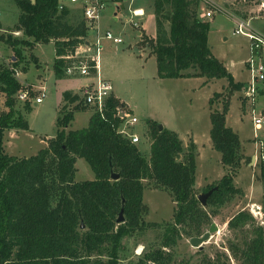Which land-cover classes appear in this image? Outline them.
Returning a JSON list of instances; mask_svg holds the SVG:
<instances>
[{
    "label": "trees",
    "instance_id": "16d2710c",
    "mask_svg": "<svg viewBox=\"0 0 264 264\" xmlns=\"http://www.w3.org/2000/svg\"><path fill=\"white\" fill-rule=\"evenodd\" d=\"M153 1L156 34L149 45L157 76L204 77L205 82L225 77L229 93L240 90L243 82L234 80L207 44L210 25L200 17V0ZM14 2L19 13L9 31H21L22 36L0 34V39L13 48L16 58L21 56L20 46L53 39L54 73L66 76L65 69L72 60L67 55L75 52L87 32L81 10L59 8V0ZM95 71L92 68V73ZM14 73V68L0 66V90L8 106L0 114V264H120L123 238L147 227H162L159 243L143 248L132 264H170L171 248L182 234H199L207 222L205 206H220L240 192L233 178L248 156L240 151L238 134L226 124L228 99L221 110L212 109L209 115L212 144L221 152L226 171L216 184L207 186L216 185L217 189L203 206L194 191L195 142L191 140L183 147L176 131L165 126L159 130L153 121L148 131L150 156L146 158L137 143L117 132L123 122L124 103L112 94L105 118L92 112L85 127L66 131L64 127L84 102L79 94L64 91L66 102L57 117L59 127L47 145L27 157L6 153L5 130L29 127L20 116L12 120L13 96L21 88ZM78 157L89 163L93 179L75 180ZM113 173L118 177L113 178ZM260 178L264 183V162ZM144 179H153L171 192L176 202L172 221L161 224L144 220L148 211L143 202ZM122 205L125 220L117 223ZM249 219L251 215L242 210L228 225H244ZM242 254L243 264L264 263V230L260 226L255 236L245 241Z\"/></svg>",
    "mask_w": 264,
    "mask_h": 264
},
{
    "label": "rangeland",
    "instance_id": "374dc122",
    "mask_svg": "<svg viewBox=\"0 0 264 264\" xmlns=\"http://www.w3.org/2000/svg\"><path fill=\"white\" fill-rule=\"evenodd\" d=\"M118 1L119 5L109 3L102 10L99 27L101 32L109 30L120 36L122 42L102 38L98 50L99 74L112 82L114 91L128 104V107L125 104L122 106L126 118H136L129 130L139 136L137 145L146 158L150 156L151 139L148 131L153 121L176 131L183 147L195 140L194 191L196 194L207 191V186L216 184L226 171L221 162V152L212 144L209 115L212 109L221 110L227 99L229 107L226 124L238 134L240 151L248 156L241 162L233 178L240 192L220 206H205L207 222L202 224L199 234H182L171 248L173 260L170 264H243L245 241L255 236L257 226L264 230V183L260 178V166L264 162V124L254 129L252 123L253 110H264V82L256 83L257 90L253 96L245 95L250 80V71L246 65L250 54L249 43L246 36L233 33V30L239 18L249 20L252 27L264 34V0H200V17L210 25L207 40L209 48L231 72L234 80L243 82L240 90L232 93H229L225 77L203 83L204 77L157 76L155 55L149 45V39L156 34L154 1ZM137 7L143 8L144 15H132V10ZM69 8L73 12L78 9L73 6ZM207 10H213L212 15L205 16ZM18 13L14 0H0V34L3 37L8 34L22 36L21 31H9ZM134 20L139 23V27L133 25ZM20 49L21 56L16 58L13 48L0 39V66L14 68V75L21 85L13 96L12 120L15 122L20 116L28 122L29 127L23 129L13 126L6 129L3 145L6 153L27 157L37 153L55 136L59 127V110L65 106V103L58 104L62 91L71 88L72 94L81 93L89 79L84 76L55 75L53 39L46 42L32 41L29 45L20 46ZM260 61L264 64V47L260 52ZM26 87L31 90L30 99L22 100L18 93ZM43 91L45 94L42 101L36 102L35 97ZM214 92L221 93L213 96ZM79 104L74 118L67 125L69 129L85 127L90 112L92 114L88 105ZM7 109L4 92L0 90V114ZM67 126L64 127L66 131L69 130ZM75 167V180L94 178V172L84 158L78 157ZM143 183V202L148 209L144 220L161 224L172 221L176 202L171 192L156 185L153 179H144ZM242 210L248 212L252 219L244 225L229 227V220ZM212 223L215 224V230L210 232V238L201 247L192 245L190 237L201 236L209 231ZM162 230V227H147L124 237L120 264H132L139 258L143 248L155 247Z\"/></svg>",
    "mask_w": 264,
    "mask_h": 264
},
{
    "label": "built area",
    "instance_id": "2783aa9c",
    "mask_svg": "<svg viewBox=\"0 0 264 264\" xmlns=\"http://www.w3.org/2000/svg\"><path fill=\"white\" fill-rule=\"evenodd\" d=\"M109 3H117L119 5L118 0H68L67 3L58 2L59 8L73 6L80 9L86 22L87 32L82 37V43L73 54L67 55L72 60L66 67L65 73L66 75L84 76L92 79V81H89L82 87L79 95L84 104L88 105L92 109V112H97L102 118L106 117V112L109 109L107 100L113 92V84L110 80L102 78L99 74L98 50L101 46L102 38L111 39L116 43L122 42V38L114 35L111 31H100L99 20L101 12ZM212 11L207 10L204 15L210 16L212 15ZM132 15L142 16L144 15V11L139 8L134 9L132 10ZM133 25L139 27V23L135 20L133 21ZM15 33H19V31ZM233 33L243 34L248 39L250 54L246 65L250 71V80L245 89V95L251 97L257 90L256 83L258 81L264 82V64L260 61V52L264 47V34L252 27L249 20L239 18L235 21ZM92 68L96 70L95 73H92ZM44 94V91L41 92L39 96L35 97V101H42ZM30 95L31 90L28 87L21 89L18 93V97L22 100L30 99ZM124 113L121 112L123 122L119 125L120 127L118 126L117 132L128 137L133 143H137L140 139L139 136L135 132L130 131V128L136 122V118H126ZM252 123L254 129L264 124V110L259 112L253 110ZM262 158L264 159V152Z\"/></svg>",
    "mask_w": 264,
    "mask_h": 264
},
{
    "label": "water",
    "instance_id": "95a60500",
    "mask_svg": "<svg viewBox=\"0 0 264 264\" xmlns=\"http://www.w3.org/2000/svg\"><path fill=\"white\" fill-rule=\"evenodd\" d=\"M158 125V128L159 130H161L163 128V125L162 124H157ZM254 158V156H252V159ZM112 177L113 178H117L118 177V174L116 173H113L112 174ZM217 189V186H212L211 188H209L207 191L203 192V193H200V194H197V198L198 200L200 201V203L205 206L207 204V199L208 197L211 195V193ZM122 204H123V200H122ZM125 220V217H124V207L123 205L121 206L120 210H119V213H118V216L116 218V222L117 223H121ZM80 227H84V225L81 223ZM215 230V224L212 223L211 226H210V230L209 231H206L204 232L201 236H192L190 237L189 241L192 245L194 246H198V247H201L202 243L205 242L206 240H208L210 238V232Z\"/></svg>",
    "mask_w": 264,
    "mask_h": 264
},
{
    "label": "crops",
    "instance_id": "0c3cea01",
    "mask_svg": "<svg viewBox=\"0 0 264 264\" xmlns=\"http://www.w3.org/2000/svg\"><path fill=\"white\" fill-rule=\"evenodd\" d=\"M142 9L143 10V8H141V7H137V8H135V9ZM115 15H116V13H114ZM101 76H102V74H100ZM89 79V81H92V79H90V78H88ZM107 80H109V79H107ZM209 81V80H208ZM207 81V82H208ZM203 83H206L205 82V78H204V81H203ZM66 90H68V91H71V92H73V89H65V90H63L62 91V93L64 92V91H66ZM74 94V93H73ZM77 94H79V93H77ZM112 95H114V96H116L121 102H123L124 104H125V106H127L128 107V104H126L123 100H122V98L114 91V88H113V92H112ZM62 99H63V95H62V97L60 96V98H59V103L58 104H62V103H65L66 101L64 100V102L62 101ZM41 102V101H40ZM74 104V103H73ZM90 115H91V112H90ZM90 115H89V117H90ZM73 118H74V116H73ZM89 120V119H88ZM164 126V125H163ZM67 128H68V126H67ZM69 129V128H68ZM70 130V129H69ZM194 142H195V140H194Z\"/></svg>",
    "mask_w": 264,
    "mask_h": 264
}]
</instances>
